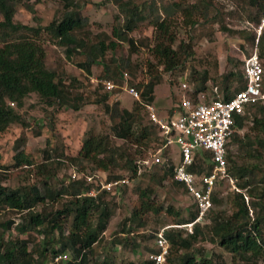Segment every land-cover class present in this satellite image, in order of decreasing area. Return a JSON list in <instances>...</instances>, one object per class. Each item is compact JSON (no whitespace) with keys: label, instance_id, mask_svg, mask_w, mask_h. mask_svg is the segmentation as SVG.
<instances>
[{"label":"trees","instance_id":"trees-1","mask_svg":"<svg viewBox=\"0 0 264 264\" xmlns=\"http://www.w3.org/2000/svg\"><path fill=\"white\" fill-rule=\"evenodd\" d=\"M19 1L0 0V134L14 123L28 125L21 110L32 93L37 94L46 107L52 108V119L57 109L67 107L78 111L90 100L78 75L69 73L61 62L56 69L47 66L43 33L53 36V43L63 49L64 58L59 57L60 61L69 62L74 55H83L81 64L86 71L85 78L90 77L95 64L102 63V78L113 79L118 84L114 91H107L102 81L97 83L94 100L101 103L107 113L109 130L88 128L77 155L68 157L62 155L61 150L62 156L58 157L56 149L47 146L41 161L35 162L22 150L26 137L15 140L13 166L33 171L39 182L15 187L5 185V180L14 172L8 165L0 164V264H39V260L53 259L65 249L71 255L65 264H115L113 259H96L97 248L102 245L140 247V238H145L146 234L138 229L149 224L151 215L161 227L149 231V237L154 236L155 240L162 228L169 240L170 249L164 264H227V255L230 264H264V174H257L256 166L236 161L239 152L261 155L264 138H259L255 130L264 132V101L247 104L242 113L235 115L226 159L229 176L236 180V189L226 196L229 208L219 207L224 202L220 197L224 179H219L212 196L213 206L201 221H195L198 208L192 198L186 214L172 204L156 200L157 185L171 184L185 189L174 179L175 164L168 154L163 162L142 165L141 176H148L151 182L144 187H134L136 198L130 214L120 221L119 231L111 238H106L105 233L129 184L115 191L101 190L93 196L87 194L93 185L85 177L95 175L96 179L104 181L124 174L131 179L139 177L140 158H144L149 148L163 142L159 128L148 118L145 102H152L162 72H172L194 58L192 38L179 37L174 21L177 13L186 25L195 26L201 20L217 22L219 29L237 34L246 43L253 45L257 38L256 48L261 59L264 58V30L257 36L254 30L230 28L214 0H188V3L186 0H116L118 14L112 38L98 35L92 40L90 32L85 30L88 17L82 14L90 0H61L62 6L52 20L43 24L35 17L37 25L15 20ZM249 5L254 9L253 15L259 16L255 22L259 24L264 0H249ZM213 7L218 9L216 13ZM146 25L153 27L150 35L133 36L137 31L142 34L141 27ZM209 32L212 35L213 31ZM125 43L129 54L125 58L118 57L116 51ZM141 48L151 54L145 63L150 78L146 82H135L132 74L139 64L131 56ZM125 73L130 74L128 83L142 90V99H133L131 108L122 107L119 99L109 102L110 95L118 93L120 86L125 85ZM223 76L222 98L228 99L232 92L244 87L245 79L240 71L231 70ZM189 79L198 83L190 98L194 103L200 102L201 94L207 89L209 72L204 69L199 73L193 67ZM248 122L251 127L245 131ZM65 164L70 165L71 171L63 178L59 168ZM213 165L211 151L201 149L195 152L190 169L201 176L209 174ZM73 172H76L75 177ZM6 211L14 212L19 220H2L1 215ZM162 214L166 218L161 219ZM191 222H194L192 231L179 226ZM12 228L17 234L5 238V233ZM34 235L41 239L39 243ZM31 239L36 240L33 243ZM156 250L155 243L151 251ZM126 264H152V261L149 258L129 260Z\"/></svg>","mask_w":264,"mask_h":264},{"label":"rangeland","instance_id":"rangeland-1","mask_svg":"<svg viewBox=\"0 0 264 264\" xmlns=\"http://www.w3.org/2000/svg\"><path fill=\"white\" fill-rule=\"evenodd\" d=\"M217 8L222 12L224 23L232 29H250L254 30L259 36L261 31L264 30V24L261 22V15L259 24H256V20L259 18L258 15L254 14V9L249 5V0H214ZM84 6L82 14L88 17L89 23L85 30L89 31V37L92 40L96 39L98 35H102L105 38H112V29L115 24V16L118 14V4L116 0H90ZM188 3V0H186ZM62 6L61 0H21L16 4L15 20L26 24L37 25L35 17L38 18L39 22L46 24L52 20L58 10ZM216 13L218 9L213 7ZM1 16V12H0ZM175 24L179 37L181 39L189 40L192 38L194 42V58L188 59L182 66L174 69L172 72H162L161 82L154 88L152 96V102L155 104L158 112L161 115L165 114H177L179 108H175L177 99L185 93L188 97L195 87L198 85L197 82H190L189 78L193 67L197 69L199 73L203 70H207L210 75V79L207 81V89L203 92L206 96H202L200 101H210L215 99L217 94L215 88L219 87L221 91L222 84L224 81V74L228 71H240L242 74V63L244 54L242 50L254 51L257 46V38L255 43L252 45L246 43L237 34H229L226 31L219 29L217 22L206 23L200 21L195 26L186 25L183 22V18L177 15L174 16ZM142 34L136 32L133 36H147L153 32L151 25L141 27ZM213 31L212 35L209 31ZM43 45L46 52V63L49 68L56 69L58 62H61L69 73L78 75L84 82V90L90 96V100L80 110L75 111L71 108H59L55 113V118L52 119L51 112L52 108H48L43 104L38 95L32 93L25 102L22 108V114L25 115L28 125L23 127L21 124H12L5 132L0 134V164L8 165L13 170L12 176L5 180V185L15 187L20 184H33L38 183V177L33 171L28 172L25 169L16 168L13 166L15 150L13 144L16 139L20 136L26 137L23 141L22 150L26 156L31 158L33 161H41L43 157V151L45 147L56 149L55 153L63 151L62 155L74 156L79 153L82 140L85 136L86 130L90 127H95L101 130L105 128L109 130V118L101 103L95 102L97 97L94 93L95 87L98 82L105 79L102 78L103 64H95L91 68L90 77L85 78L86 71L82 67V61L84 60L83 55H74V57L68 61H60L59 57L64 58L63 49L53 43L54 38L49 33H43L41 36ZM243 45V46H242ZM127 43L122 44L121 47L116 51L118 57L125 58L129 54ZM151 58L150 52L146 48H141L137 53L132 54L131 59L139 64V67L135 69L133 77L135 82H146L149 80L150 75L146 72V60ZM58 60V61H57ZM264 65V58L261 59ZM85 75V76H84ZM87 77V76H86ZM109 79V78H108ZM125 85L120 86L118 93L110 95L109 102H115L117 99L120 101L122 107L131 108L132 100L134 99L128 94L124 87L130 85L128 80L130 74L125 73L124 75ZM113 80V79H112ZM118 84L115 80H113ZM182 82H186L188 88L181 86ZM235 83L231 85V88ZM121 85V84H120ZM119 87V86H118ZM222 93V92H220ZM217 94V95H216ZM179 101V100H178ZM179 103V102H178ZM249 123V122H248ZM51 124L52 127L51 128ZM251 124H247L246 130H250ZM255 133H259V138H264V132L255 130ZM119 142V140H118ZM63 148L58 149L57 148ZM155 147L149 148L145 151L144 158L150 157ZM170 159L177 163L180 159V145L178 143H172L170 147ZM55 153L53 156L55 157ZM60 153L57 156H62ZM141 157L140 159H144ZM238 164L247 165L255 168L257 174H264V147L261 149V155L250 156L239 152L236 156ZM70 165H62L59 168V175L66 178L70 173ZM143 170L138 173L139 177L131 179L129 188L126 190L123 198L121 199L120 205L118 206L114 217L111 219L108 229L105 233L106 238H111L115 232H118L121 225L120 221L127 215L130 214L132 202L136 198L135 188L136 186H146L150 183L148 176H141ZM128 176L124 174L122 177ZM129 177V176H128ZM58 178H61L60 176ZM121 178V177H120ZM236 189V180L232 181L228 178L224 179L220 189V197L224 201L219 207L229 208L226 203V196L229 192ZM185 192L186 190L183 189ZM182 188L173 187L171 184H163L156 186V200L158 203L172 204L175 208L182 210L186 214L189 210V195L185 193ZM248 199V196H246ZM191 200V199H190ZM149 220V224L138 229L139 232H144L145 238H140V247H131L128 245L106 247L102 245L98 247L96 259H113L115 264H126L129 260L140 261L142 259L149 258L151 250L154 248V236L149 237V231H153L154 228L161 227V225L153 221L154 216ZM169 218H171L168 215ZM11 218L19 220L18 215L14 212L6 211L2 213L1 219ZM161 219L166 218V215H160ZM156 219V218H155ZM184 227L183 225H179ZM162 229V228H160ZM8 231V230H7ZM10 234V235H9ZM17 234L14 228L10 229L9 232L5 233V238L13 237ZM36 235V234H35ZM34 235V236H35ZM21 237H26L25 234H20ZM37 243L41 239L38 235L35 236ZM35 239V240H36ZM34 239L31 241L34 243ZM31 242V244H32ZM108 243V242H107ZM30 244V247L32 245ZM38 245V244H37ZM37 245H34L36 247ZM209 245V244H208ZM210 247V246H209ZM68 256L70 261V252L68 249L63 250ZM226 259L230 264V256L227 255ZM52 259L44 258L39 260V264H51Z\"/></svg>","mask_w":264,"mask_h":264},{"label":"built area","instance_id":"built-area-1","mask_svg":"<svg viewBox=\"0 0 264 264\" xmlns=\"http://www.w3.org/2000/svg\"><path fill=\"white\" fill-rule=\"evenodd\" d=\"M261 22L264 24V7ZM242 72L245 79L244 87L228 99L217 95L213 100L194 103L190 97H182L178 103L179 112L172 115H161L153 102H145L148 118L159 128L163 142L156 145L150 154L151 159L148 157L138 161V173L142 171L144 164L165 161L170 157L172 143H178L180 159L174 166V179L184 185L187 193L195 201L198 208L195 221L203 220L213 206L212 196L218 180L233 179L229 176L226 154L228 141L234 133L235 115L242 113L247 104L264 101V65L257 48L246 57ZM102 82L107 91H114L117 87L112 79L105 78ZM181 86L188 88L186 82H182ZM124 89L134 99H142V90L137 86L126 85ZM201 149L211 151L214 165L209 174L199 176L190 168L194 165L195 152ZM72 176L75 177L76 172H73ZM85 177L93 185L87 194L93 196L101 190L115 191L131 182L128 176L112 181L96 179L95 175L90 174H86ZM194 222L184 224V227L192 231ZM155 243L157 250L151 252L149 259L152 264H164L170 249L164 229L156 233ZM67 261V254L62 251L53 257L51 264H65Z\"/></svg>","mask_w":264,"mask_h":264},{"label":"crops","instance_id":"crops-1","mask_svg":"<svg viewBox=\"0 0 264 264\" xmlns=\"http://www.w3.org/2000/svg\"><path fill=\"white\" fill-rule=\"evenodd\" d=\"M243 46V45H242ZM252 52V47H251V50H248L247 51V53H246V50H242V53L245 55L244 56V58H243V63H242V71H243V66H244V61H245V59H246V57L250 54ZM215 90H216V92H217V94H220V95H222V93H220V92H222V90L221 91H219V87H216L215 88ZM232 92V91H231ZM233 94H234V92H232ZM216 94V95H217ZM202 96H206L205 94H202ZM182 97H188L185 93L181 96V98ZM181 98L180 99H177V103H175V107H174V109L175 108H179L178 107V102H180V100H181ZM179 100V101H178ZM201 102H206V101H201ZM189 195V194H188ZM189 197L191 198V196L189 195ZM190 198H189V202H190ZM154 246H155V240H154Z\"/></svg>","mask_w":264,"mask_h":264}]
</instances>
